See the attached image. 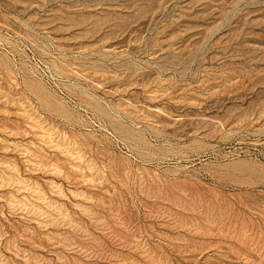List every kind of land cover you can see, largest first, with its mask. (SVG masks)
I'll use <instances>...</instances> for the list:
<instances>
[{"label": "rangeland", "instance_id": "1", "mask_svg": "<svg viewBox=\"0 0 264 264\" xmlns=\"http://www.w3.org/2000/svg\"><path fill=\"white\" fill-rule=\"evenodd\" d=\"M0 264H264V0H0Z\"/></svg>", "mask_w": 264, "mask_h": 264}]
</instances>
